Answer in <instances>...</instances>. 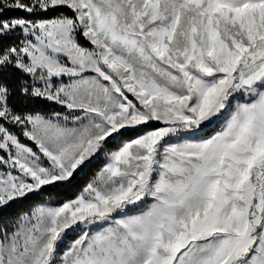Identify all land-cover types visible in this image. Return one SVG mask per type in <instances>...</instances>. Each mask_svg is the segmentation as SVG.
<instances>
[{"label":"snow or ice","instance_id":"6c2138e0","mask_svg":"<svg viewBox=\"0 0 264 264\" xmlns=\"http://www.w3.org/2000/svg\"><path fill=\"white\" fill-rule=\"evenodd\" d=\"M0 264H264V0H0Z\"/></svg>","mask_w":264,"mask_h":264},{"label":"trees","instance_id":"16d2710c","mask_svg":"<svg viewBox=\"0 0 264 264\" xmlns=\"http://www.w3.org/2000/svg\"><path fill=\"white\" fill-rule=\"evenodd\" d=\"M16 14V13H14ZM96 170V168H93L92 170L89 171V173H87L85 176H82L78 181H77V190L82 187L85 183H87L88 179L91 178V175L94 173V171ZM24 209H19L18 211H22Z\"/></svg>","mask_w":264,"mask_h":264}]
</instances>
